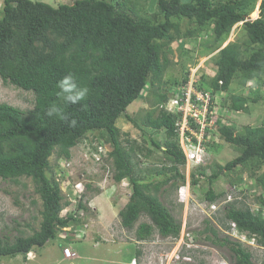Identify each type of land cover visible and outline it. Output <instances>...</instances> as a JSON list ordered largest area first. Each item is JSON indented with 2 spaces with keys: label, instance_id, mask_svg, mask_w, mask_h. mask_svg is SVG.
<instances>
[{
  "label": "trees",
  "instance_id": "trees-1",
  "mask_svg": "<svg viewBox=\"0 0 264 264\" xmlns=\"http://www.w3.org/2000/svg\"><path fill=\"white\" fill-rule=\"evenodd\" d=\"M1 1L0 77L5 83L33 92L35 104L32 109L23 111L0 103V179L31 178L42 199L43 210L40 230L30 237H19L14 243H0V257L27 255L54 239L59 230L83 222L72 215L60 216L69 203H62L60 183L49 177L48 170L56 148L70 159L71 149L81 144L92 131L106 132L113 147L109 156L113 159L114 180L120 183L127 178L133 187L128 204L120 211L122 226L133 230L141 216L146 215L150 222H142L137 227V241L151 240L154 231L164 239L179 238L181 222L157 195L146 192H150V186L140 184L135 175L132 153L136 149L143 152L145 148H125L117 121L142 97L150 83L152 88L161 83L169 64L166 52L169 45L183 36H195L208 23L213 24L216 39L221 43L236 24L243 23L247 42L236 41L225 46L217 54L218 70L209 88L198 83V90L213 95L228 94L227 108L236 112H248L251 103H264V0H261L260 16L254 21L248 18L244 0H192L187 3L158 0L156 11L147 16H140L138 9L133 7L135 4L126 9V1L115 4L112 0H76L58 7L32 0ZM181 20L189 25L185 33ZM243 45L253 47L247 49L248 56L242 50ZM69 73L76 77L80 86L89 89L85 99L76 105H65L57 96V82ZM236 79L243 93L230 94ZM160 86L154 103L159 105L169 98ZM53 103L63 109L67 119L46 115ZM155 113L154 109L149 111L143 124L166 131L170 141L164 152L166 160L172 164L168 170L175 171V178L185 181L179 169L185 164V156L179 147L177 117L164 109L156 116ZM73 120L76 123L70 126ZM219 122L217 133L243 152L212 173L210 181L217 179L223 169L233 171L249 163L254 170L252 175L263 190L257 199L264 205V171L259 173L264 163V127L249 126L244 133L237 134L235 127ZM155 146L160 148L156 143ZM166 169L158 173L163 174ZM168 182L166 179L159 183L155 190L159 191ZM192 183L199 184L195 173ZM224 195L210 187L206 200L215 203ZM78 208H85L82 201ZM219 221L224 231L233 230L234 224L238 233L264 248V217L255 214L245 203L227 202ZM205 223L208 226L202 233L214 246L227 247L235 264H256L253 251L243 247L239 240L221 237L209 220ZM137 253L141 255L140 250Z\"/></svg>",
  "mask_w": 264,
  "mask_h": 264
},
{
  "label": "rangeland",
  "instance_id": "rangeland-1",
  "mask_svg": "<svg viewBox=\"0 0 264 264\" xmlns=\"http://www.w3.org/2000/svg\"><path fill=\"white\" fill-rule=\"evenodd\" d=\"M32 1L45 2L58 7L61 4H72L76 0ZM112 1L115 4L126 1V9L135 4L133 7L138 9V14L147 16L156 11L158 0ZM183 2H192V0H183ZM244 2V9L249 13L248 18L252 21L259 18L261 0H244ZM2 5L1 1L0 7ZM180 23L185 33L189 25L185 20H181ZM213 27V24L208 23L195 36H183L167 48L169 64L162 77L160 90L167 93L168 100L178 97L184 81H188L192 74H195L197 82L204 88H209L218 70L217 54L229 43L247 42L242 23L233 27L224 37L223 43L216 39ZM248 48L253 47L243 45L242 50L247 52H244L245 56L249 55ZM160 84L152 88L150 83L142 97L134 101L120 116L117 127L125 148L129 150L136 146L145 148L143 152L136 149L132 153L135 175L139 177L140 184L150 186V192L148 190L146 192L157 195L175 219L181 222V234L178 240L164 239L154 231L151 240L138 242L135 231L140 223L150 222L146 215L141 216L133 230L122 226L120 211L128 204L133 187L127 178L120 183L117 182L116 185L111 178L108 180L109 175L112 176L115 171L111 157L101 165L91 160L88 145L92 148L104 144L108 153L113 150L107 140L106 132L92 131L86 135L81 144L71 149L70 159H66L60 154V148H56L50 158L51 166L48 170L49 177L60 183L64 197L62 203H69L67 207L70 212H66L64 206L61 212L63 217L73 214L81 218L82 214L77 209L80 197L84 196L82 204L88 212L83 222L59 230L54 239L41 248H34L27 255L0 257V264H235L227 247L214 246L205 237V233H202L208 226L206 220H209L210 224L220 232L221 237H228L231 241L239 240L243 247L253 251V260L256 264L264 262V248L236 231H224L219 221L223 216L222 205L225 199L230 201L237 199L239 205L245 203L255 214L260 213L264 217V205L257 199L262 196L263 190L252 175L253 167L247 163L245 166L236 167L233 171L223 169L217 179L210 181L212 173L238 157L243 152L242 148L228 143L216 132L210 135V139L212 137L213 140L209 147V157L203 158L200 165L191 160L186 166H180V173L185 175V181L175 178L176 172L168 170L172 164L166 160L164 152L166 143L170 141L166 131L143 124L149 111L154 109L156 116L166 105L154 104L155 93L158 92ZM241 92L243 93V88L236 79L231 85L230 94ZM228 96L226 93L215 95L214 112L218 113L217 120L224 125L235 127L237 134L244 133L249 126L264 127L262 101L251 103L248 112H236L227 108V103H230ZM0 103H7L26 111L34 107L35 95L33 92L5 83L0 77ZM155 143L160 148H157ZM261 165L262 169L259 173L264 171V163ZM164 168L167 169L163 174L158 173ZM193 173L199 180L196 186L192 183ZM166 179H169V182L156 191L155 186ZM210 187L217 193L225 194L219 205L215 207L217 210H211L206 200V193ZM42 210V199L36 192L31 178L0 179V243H14L19 237L27 238L39 231ZM65 248L71 249L70 258H63ZM139 250L142 251L141 255L137 253ZM135 258L137 260L133 261Z\"/></svg>",
  "mask_w": 264,
  "mask_h": 264
},
{
  "label": "built area",
  "instance_id": "built-area-1",
  "mask_svg": "<svg viewBox=\"0 0 264 264\" xmlns=\"http://www.w3.org/2000/svg\"><path fill=\"white\" fill-rule=\"evenodd\" d=\"M197 84L196 76L192 74L190 79L184 82L178 97L169 99V104L167 105L168 102L165 103L167 106L165 105L163 109L176 115V132L188 159L200 163L203 162V158L207 157L206 149L212 144L213 138L210 139V135L212 136L217 132L218 113L214 112V98L217 94L199 91ZM88 146L91 160L98 165L105 163L107 155L105 145L98 144L92 148L90 145ZM111 177L109 175V178ZM81 201L82 197H80L78 204ZM65 209L66 212H70L67 206ZM78 212L82 216L84 215L83 209L78 210ZM63 252L65 258H70L72 255L70 248H65Z\"/></svg>",
  "mask_w": 264,
  "mask_h": 264
},
{
  "label": "clouds",
  "instance_id": "clouds-1",
  "mask_svg": "<svg viewBox=\"0 0 264 264\" xmlns=\"http://www.w3.org/2000/svg\"><path fill=\"white\" fill-rule=\"evenodd\" d=\"M250 20V19H249ZM243 24V23H242ZM57 88L59 89V91L57 92V96L62 98V100L64 101L65 105H76V104H79L81 101H83L85 99V97L88 95V92H89V89L86 87V86H80L78 83H77V80H76V77L69 73L65 76H63L58 82H57ZM168 100L164 103H167ZM163 110V109H161ZM46 115L49 117V118H52V117H56V118H60V119H67L64 114H63V109L61 107H59L57 104L53 103L49 106V108L47 109L46 111ZM75 121H71L70 123V126H74L75 125ZM179 140V139H178ZM106 147V145H105ZM179 147L180 149L182 150L184 156H185V164L182 165V167L186 166L187 163H190V159H188L187 155H186V152L185 150L183 149L182 145L180 144V141H179ZM209 147L206 149V152H207V158L209 157ZM107 148V147H106ZM110 153L107 152V157H106V161L108 160V158L110 157L109 156ZM202 162L200 163H197L198 165H200ZM179 169H180V166H179ZM108 180H109V177H108ZM111 180L113 181L114 185L117 184V182L114 180V173L111 177ZM185 186V185H184ZM182 188V187H181ZM180 188V189H181ZM189 190V188H188ZM83 198V197H82ZM83 200V199H82ZM237 200V199H236ZM235 201V200H234ZM227 202H233L232 200H227L225 199V202L223 203L222 207L225 206V204ZM220 201L218 202H215V203H209L208 202V205L210 207L211 210H214L215 207L217 205H219ZM79 206V204H78ZM85 206V205H84ZM66 207V206H65ZM86 208V207H85ZM85 208H81L78 210H84V215L81 217V218H78V217H75L73 214L72 216L75 217V219H80V220H84L83 218L85 217V215L87 214L88 210H85ZM217 210V209H215ZM63 211V209H62ZM61 211V212H62ZM60 216L62 218H66V217H63L62 214L60 213ZM236 225L233 224V231H236L238 233V231L236 230ZM69 228V227H68ZM234 233V232H233ZM240 234V233H239ZM180 237V236H179ZM166 239H175V240H178V238H172V237H169V238H166ZM252 240V239H251ZM138 242H144V241H138ZM31 252V251H30ZM29 254V253H28ZM141 254H142V251H141ZM64 256V254H63ZM137 258H135L133 261H136ZM134 263V262H133Z\"/></svg>",
  "mask_w": 264,
  "mask_h": 264
},
{
  "label": "crops",
  "instance_id": "crops-1",
  "mask_svg": "<svg viewBox=\"0 0 264 264\" xmlns=\"http://www.w3.org/2000/svg\"><path fill=\"white\" fill-rule=\"evenodd\" d=\"M63 258H64V256H63Z\"/></svg>",
  "mask_w": 264,
  "mask_h": 264
}]
</instances>
